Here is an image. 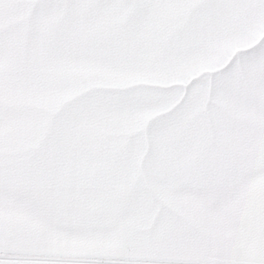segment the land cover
<instances>
[{"label":"snow or ice","instance_id":"1","mask_svg":"<svg viewBox=\"0 0 264 264\" xmlns=\"http://www.w3.org/2000/svg\"><path fill=\"white\" fill-rule=\"evenodd\" d=\"M0 264H264V0H0Z\"/></svg>","mask_w":264,"mask_h":264}]
</instances>
